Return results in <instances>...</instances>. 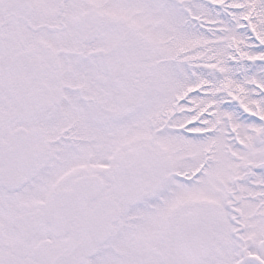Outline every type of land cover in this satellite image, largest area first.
<instances>
[{
    "label": "snow or ice",
    "instance_id": "1",
    "mask_svg": "<svg viewBox=\"0 0 264 264\" xmlns=\"http://www.w3.org/2000/svg\"><path fill=\"white\" fill-rule=\"evenodd\" d=\"M0 264H264V0H0Z\"/></svg>",
    "mask_w": 264,
    "mask_h": 264
}]
</instances>
